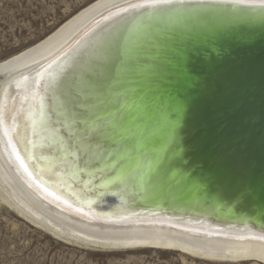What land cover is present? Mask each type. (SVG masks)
Masks as SVG:
<instances>
[{
  "label": "bare ground",
  "instance_id": "obj_1",
  "mask_svg": "<svg viewBox=\"0 0 264 264\" xmlns=\"http://www.w3.org/2000/svg\"><path fill=\"white\" fill-rule=\"evenodd\" d=\"M129 1L140 0H94L0 61V205L52 238L90 251L154 249L209 262L264 264V217L238 203L232 191L240 182L264 189V0H158L156 6L132 5L93 23ZM108 36L129 51L148 48L145 76L179 42L220 37L216 57L193 64L203 81L181 121L177 151L187 170L170 167L167 191L158 197L147 196L140 186L105 187L87 173L72 177L63 163L49 168L59 145L53 146L47 128L37 127L33 136L32 118H63L57 84L72 70L78 51L99 50ZM171 126L162 111L152 131L158 135ZM24 146L32 175L17 159ZM159 146L167 147L163 138ZM189 172L211 174L213 182L189 179ZM221 191L226 198L217 195Z\"/></svg>",
  "mask_w": 264,
  "mask_h": 264
},
{
  "label": "snow or ice",
  "instance_id": "obj_2",
  "mask_svg": "<svg viewBox=\"0 0 264 264\" xmlns=\"http://www.w3.org/2000/svg\"><path fill=\"white\" fill-rule=\"evenodd\" d=\"M156 2L133 7H153ZM219 40L204 37L179 42L170 53L157 58L148 76L141 70L149 55L145 45L129 51L118 38L108 36L100 42L99 50L78 51L72 70L57 84L63 118L46 121L41 115L39 120H30L34 137L37 127L47 128L53 146L59 145L60 154L48 162V167L63 163L65 174L72 177L77 172L87 173L100 178L105 187L140 186L149 197L163 195L168 188L165 178L169 168L187 170V161L177 156V151L182 143L181 121L193 92L203 81L193 67L194 61L199 58L208 63L214 59ZM162 111H167L172 126L157 135L152 130L158 126ZM19 136L17 130L13 139ZM162 138L166 148L159 146ZM27 152V146L21 147L17 159L32 175ZM36 178L40 179L38 175ZM188 178L208 185L213 182L211 174L189 172ZM232 191L238 203H248L264 217V189L257 191L251 183L240 182ZM217 195L226 198L222 191Z\"/></svg>",
  "mask_w": 264,
  "mask_h": 264
},
{
  "label": "rangeland",
  "instance_id": "obj_3",
  "mask_svg": "<svg viewBox=\"0 0 264 264\" xmlns=\"http://www.w3.org/2000/svg\"><path fill=\"white\" fill-rule=\"evenodd\" d=\"M93 1L0 0V61L38 42ZM25 221L0 205V264H260L209 262L154 249L90 251L64 244Z\"/></svg>",
  "mask_w": 264,
  "mask_h": 264
},
{
  "label": "water",
  "instance_id": "obj_4",
  "mask_svg": "<svg viewBox=\"0 0 264 264\" xmlns=\"http://www.w3.org/2000/svg\"><path fill=\"white\" fill-rule=\"evenodd\" d=\"M146 1H154V0H140V1H131V2L129 1V2H127V3L121 4L120 6L114 7V8L111 9L110 11H107V12H105V13H102L103 15H100V16L96 19V21H94L93 23L96 24V22H98V21L100 22L104 17L107 16L108 13H109V14H112V13H114V12L121 11V10H123L124 8L130 7V6H132V5H136V4L141 3V2H146ZM51 58H52V57H51ZM53 58H55V57H53ZM48 61H49V59H47V61H44V62H48ZM44 62H43V63H40L39 65H35L34 67H29V68H27V69H24L23 71H20V72H18V73H16V74L10 76V77L8 78V82H9V81H12V80H13L14 78H16V77L22 76V74H25L26 72H29V71L35 70V69L38 68L39 66L43 65ZM212 225L216 226L215 224H212ZM224 227H231V226L226 225V226H224Z\"/></svg>",
  "mask_w": 264,
  "mask_h": 264
}]
</instances>
